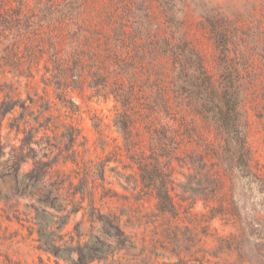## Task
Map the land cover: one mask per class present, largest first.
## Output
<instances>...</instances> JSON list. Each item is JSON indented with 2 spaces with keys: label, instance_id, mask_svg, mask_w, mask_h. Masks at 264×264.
<instances>
[{
  "label": "trees",
  "instance_id": "trees-1",
  "mask_svg": "<svg viewBox=\"0 0 264 264\" xmlns=\"http://www.w3.org/2000/svg\"><path fill=\"white\" fill-rule=\"evenodd\" d=\"M28 1L0 0V218L25 229L54 264H121L137 249L127 230L156 228L159 219L169 222L164 238L171 249L196 242L170 224L181 207L175 168L190 169L191 156L203 163L214 157L226 171L236 162L240 177L254 183L246 104L258 87L264 103L263 27H245L219 5L193 0H155L162 34L153 32L150 15L136 2ZM191 6L214 42L215 76L184 31ZM87 91L113 102L118 138L110 155L131 171L118 176L126 195L108 187L111 160L91 158L87 138L69 120L79 111L75 95ZM189 116L221 140L211 153L187 152ZM93 127L100 133L99 124ZM214 182L220 190L221 179ZM120 199L126 204L114 202ZM6 233L0 260L20 264L2 254L13 237ZM182 254H173L177 264ZM37 264L47 263L39 257Z\"/></svg>",
  "mask_w": 264,
  "mask_h": 264
},
{
  "label": "rangeland",
  "instance_id": "rangeland-1",
  "mask_svg": "<svg viewBox=\"0 0 264 264\" xmlns=\"http://www.w3.org/2000/svg\"><path fill=\"white\" fill-rule=\"evenodd\" d=\"M127 1L142 5L152 19L153 32L163 33L165 25L155 0ZM199 1L219 5L230 17L240 18L241 25L245 27L262 26L264 29V0H193V3ZM28 4L32 6L33 2L29 0ZM184 31L204 56L208 71L214 76L217 75L218 60L214 42L193 6L185 9ZM41 87L40 84V91ZM75 102L79 111L69 120L76 124L87 138L91 158L111 160L105 173L108 187L120 195H126L118 185V176L130 174L131 171L123 170L122 164L110 155L115 139L118 138L112 126L113 102L90 98L88 91L75 95ZM263 104L258 87L257 92L248 97L246 104V132L251 152V169L255 174V178L252 177L254 183L248 184L247 179L240 177L239 164L236 162L233 171H226L217 166L214 157L205 159L203 163L198 156H191L190 169H181L176 165L173 178L176 202L181 205L180 218L170 224L172 227H180V233L194 237L196 242L182 243L178 249H171L164 238V224L169 222L159 219L156 228L152 225H142L127 230L137 241V249L131 250L129 255L121 260V264H177L179 259L173 254L179 250L183 252L181 264H264V118H259L264 114ZM188 122L193 134L188 153L196 150L199 155L206 151V148H210L208 152L211 153L212 149L221 143L215 130L206 126L198 117L189 116ZM93 123L99 124L100 133L96 132ZM99 139L105 143L104 151L95 144L96 141L100 142ZM216 178L222 181L220 190L216 189ZM114 202H118V205L126 204L122 199ZM145 206H151L153 209L152 203ZM0 222V235L7 228L6 235L13 236L4 242L2 254L20 264H37L39 257L47 264H54L53 259L49 260L47 255L34 248L35 244L25 236L26 230L20 229L15 221L7 222L0 218ZM189 246H192L191 253H185L184 250ZM0 264H4L3 258Z\"/></svg>",
  "mask_w": 264,
  "mask_h": 264
}]
</instances>
